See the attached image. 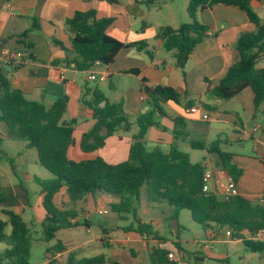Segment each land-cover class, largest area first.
Segmentation results:
<instances>
[{"label": "trees", "instance_id": "16d2710c", "mask_svg": "<svg viewBox=\"0 0 264 264\" xmlns=\"http://www.w3.org/2000/svg\"><path fill=\"white\" fill-rule=\"evenodd\" d=\"M88 1V0H87ZM116 3L117 0H101ZM173 1V0H167ZM260 0H188L187 13L190 21L178 28L165 26L159 29L156 39L162 41L163 48L170 52L175 66L185 75L189 56L195 46L208 35L210 28L197 20L200 11L213 9L216 6H235L246 12L255 31L240 35L236 49L239 60L231 65L220 83L210 89V94L217 98L229 100L246 87L254 93L255 114L264 106V69L257 68V63L264 58V23L252 5ZM147 8L159 6V0H139ZM114 18H97L96 11L76 12L67 20L71 34L70 43L78 58L75 61L77 70L87 72L95 64L108 66L115 61L120 50L135 48L146 52L153 58L146 40L128 44L109 36L107 29ZM40 30V20L32 18L31 26L17 37V42L28 48L32 43L26 38L34 31ZM62 45L61 42L55 41ZM32 58V55L30 56ZM8 65H0V125L5 136L24 140L29 148L37 151L38 162L52 174L48 180H37L41 188V206L45 212L41 220L43 240L50 243L61 230L78 227L79 211L76 204L87 195L96 193L119 197L120 201L109 205L112 212L123 217L133 216V223L125 227L126 232H135L145 240H156L157 246L149 248V264H175L168 259L169 249L163 247L164 238L150 223H144L138 216V206L143 194L150 202L165 203L173 209L172 219H178L182 210H189L194 222L209 231L212 224L227 226L233 239H240L252 252H263L264 246L249 240L247 236L255 235L264 227V200L253 202L240 195L224 199L213 192L203 191L205 167L202 163H192L188 153L181 151L172 143L169 151L163 152L159 147L148 150L145 137L149 128L160 127L157 115L165 116L163 104L174 102L184 108H191L194 101L184 102L183 95L169 86H149L143 79L142 93L149 111L137 120L138 132L132 137L128 159L118 164H109L103 158L75 162L68 157V149L73 144V134L78 121L65 120L67 101L59 99L50 106L41 101L29 100L25 93L13 86L5 71ZM139 74V70H131ZM185 95L188 96L187 93ZM95 120L94 126L82 135L80 147L85 153L102 149L106 139L118 131H129L132 122L125 114L123 103L110 104L104 93L95 86L87 90L82 98ZM105 102L102 107L101 103ZM205 108L209 105L203 104ZM174 139H186V121L174 119ZM221 140L211 144L192 142L194 149L206 150L217 154L222 168L237 183L242 170L232 162V154L220 149ZM66 189L68 203L61 206L55 203V196ZM13 200L0 185V206ZM67 205H72L68 208ZM8 220L0 218V243L7 248L0 252V264H30L32 241L30 228L23 216L11 208L2 209ZM75 220V222H72ZM88 226L87 221L83 223ZM10 225L11 231L6 233ZM247 231L245 235L244 232ZM179 247V243H174ZM67 250V246L58 241L46 248V255H51L48 264H58L56 256ZM66 264H123L107 258L105 254L93 257H79L71 251Z\"/></svg>", "mask_w": 264, "mask_h": 264}, {"label": "crops", "instance_id": "0c3cea01", "mask_svg": "<svg viewBox=\"0 0 264 264\" xmlns=\"http://www.w3.org/2000/svg\"><path fill=\"white\" fill-rule=\"evenodd\" d=\"M161 2L162 0H159V6L147 8L140 4L139 0H117L112 4L101 0H0V49L16 51L18 55L17 62L6 66L5 71L13 86L23 91L29 100L41 101L46 106L52 105L59 99L67 101L63 118L78 121L73 134V144L68 149V157L75 162L97 157L103 158L109 164L126 161L132 137L139 130L137 120L150 109L145 103L146 96L142 93L143 79L149 86L162 85L175 88L183 95L184 102L194 101L191 108H196L197 111L187 113L189 108L174 102L164 103L162 106L166 115H157L156 120L160 127L149 128L145 137L147 149L159 147L167 153L171 144L176 143L181 151L189 154L192 163L204 165L205 172L211 174L209 191L222 196L230 176L222 168L220 158L217 154L194 149L191 146L192 142L208 145L221 140L220 149L231 153L232 162L242 170V175L236 183L239 195L253 202H262L264 200V106L258 112V116L253 118L254 93L250 87H246L229 100L210 94V89L217 86L228 68L239 60L236 43L240 35L255 31V26L250 22L246 12L235 6L219 5L198 12L197 20L207 25L213 35H207L195 46L183 75L175 66L172 54L164 50L162 41L155 37L162 27L171 26L176 29L190 21L187 13L188 0H182V7L177 9L166 3L162 7ZM252 7L264 23L262 17L264 0L254 2ZM91 10L96 11L97 18H114V22L107 29L109 36L125 44L146 40L147 49L153 52V58L144 51L124 48L108 66L97 63L90 71L77 70L75 61L78 55L70 43L71 34L67 20L76 12ZM33 17L40 20V30L28 35L26 41L33 44L28 48L19 44L17 37L31 26ZM55 41L61 42L62 45ZM19 47H24L25 51L19 50ZM257 68L264 69V58L257 63ZM135 69L140 73L131 72ZM89 74H95L98 78L103 76L104 80L89 81L87 78ZM95 86L104 93L110 104L123 103L124 112L133 125L129 131L120 130L109 136L102 149L85 153L80 147L81 138L94 126L95 120L91 110L82 102V98L88 89ZM203 104L209 105L210 108H205ZM178 117L186 121V130L189 134L186 139H174V119ZM250 147L253 154L246 152ZM198 152L205 154L202 156L203 161L193 158ZM64 195L67 196L65 188L55 196L57 205V199ZM143 195L146 207L152 210L150 213L153 217L165 215V212L172 213L173 209L167 204L150 202L146 195ZM98 198L103 202L101 197ZM98 198L87 195L84 199L95 204ZM104 199L107 207L111 203L120 201L119 197L105 196ZM114 199L117 201L114 202ZM68 202L69 198L62 203ZM155 210H160V214ZM96 211L100 215L107 212L101 208ZM112 213L116 215V223L107 227L100 226V234L95 240L103 242L106 237L113 236L112 239H108L109 247L114 245V241L120 242L127 252L126 257L131 259L138 258L141 248L143 251L146 250L149 259V248L157 246L158 242L152 239L147 241L135 232H127L121 236L114 235L115 232L117 233L115 229L122 231L121 229L130 226L133 222L127 220L128 223L123 225L121 220H126L127 217L121 218L118 214ZM143 213L144 211L139 213L142 222L150 223L160 233L158 228L160 223L152 218L145 220ZM44 214L43 210V217ZM165 219H172V215L165 216L161 219V223H164ZM77 221L79 222L78 218ZM84 221L88 223L86 231L90 232V220L85 217ZM213 229L214 224L208 232ZM208 240L213 242L214 235L210 233ZM92 241L94 239L75 242L74 250ZM178 243L180 246L176 247L177 250L170 251L177 252L187 264H189L187 258L191 257V254L196 261L202 262L205 257L213 256L211 252H217V249H210L207 243L206 256L201 251L191 253L184 249L180 242ZM105 255L107 258L121 262L120 258L112 254Z\"/></svg>", "mask_w": 264, "mask_h": 264}, {"label": "rangeland", "instance_id": "374dc122", "mask_svg": "<svg viewBox=\"0 0 264 264\" xmlns=\"http://www.w3.org/2000/svg\"><path fill=\"white\" fill-rule=\"evenodd\" d=\"M182 0L167 1L162 0L161 6L166 3L171 5L173 9L182 7ZM165 7V6H164ZM257 7V6H255ZM166 9V8H165ZM181 17V16H178ZM264 21V13L262 15ZM19 50L25 51L24 47H19ZM84 75V74H83ZM96 85L97 83H90ZM5 131L0 125V185L1 187L12 194L13 200L0 206V218L8 220V217L2 213V209L11 208L15 212L20 213L23 219L28 223L30 228V237L32 241L30 264H48L50 259H53L51 255H46V248L54 245L58 241H62L66 244L67 250L56 256L58 264H66L68 254L71 251L78 253V256L93 257L100 254H109L120 258L123 264H149V259L146 254V250L139 249L138 258L131 259L126 257V253L120 242L114 241V245L109 247L108 239L106 237L103 242L95 240L97 235L100 234V226L107 227L110 224L116 223V215H114L107 205L105 204L104 197H116L108 194L96 193L94 198L101 197L95 203H91L86 199L78 202L76 208L79 211L80 226L61 230L57 233V236L50 243H46L43 240V231L41 227V220L43 218V210L40 205L41 188L37 184V180H48L53 176L42 167L38 162L37 151L35 148H29L28 143L24 140L12 139L5 136ZM249 143V142H248ZM246 149V152L253 154L252 148ZM148 150H152L148 147ZM205 154L198 152L193 155V158L203 161ZM68 195H64L57 199L58 205H62L63 200L66 201ZM117 201L114 199V202ZM138 206V214L142 211L145 220L153 219L157 220L160 224L158 227L161 236L164 238L163 247L169 250H177L174 246V242L181 243L184 249L189 252L201 251L203 255H207L205 245L208 243L210 249H217V252H211L212 257H205L202 262L196 261L191 254V257L187 258L189 264H264V251L252 252L241 241L232 239L230 236V230L227 226H218L214 224V229L210 232L214 235V241L209 242V232L204 231L201 225L193 221L189 210H182L178 220L168 219L164 223H161V219L165 216L173 215L172 213L165 212V215L160 214V210H155L160 214L159 217H153L151 211L146 207V201L144 195L141 197ZM68 208L72 205H67ZM105 207V208H102ZM104 209L107 211L105 214L100 215L96 209ZM140 209V210H139ZM138 215L142 220V216ZM87 217L91 222V231L87 232L84 223V218ZM126 220H121V224L126 225L128 221L133 222L132 215H125ZM129 218V219H128ZM128 220V221H127ZM125 229V228H124ZM122 231L115 232L114 235H124L127 232ZM11 231L10 225L6 228V233ZM110 232L112 230H109ZM113 233V232H112ZM109 234V232H108ZM246 234V231L244 232ZM105 236V234H104ZM248 237V236H247ZM94 239L91 243L82 245L80 248L74 250L75 242L78 243L84 240ZM7 248L5 243H0V252ZM145 252V253H144ZM119 253V255H117ZM177 253V252H176ZM187 256V255H186Z\"/></svg>", "mask_w": 264, "mask_h": 264}, {"label": "built area", "instance_id": "2783aa9c", "mask_svg": "<svg viewBox=\"0 0 264 264\" xmlns=\"http://www.w3.org/2000/svg\"><path fill=\"white\" fill-rule=\"evenodd\" d=\"M208 35H213V34L211 32H208ZM17 59H18V55L16 51L0 49V65L2 64L13 65L17 62ZM87 78L89 81L104 80L103 76L98 78L95 74H89ZM196 111H197L196 108H189L187 109L186 112L195 113ZM210 179H211V174L208 172H205L204 178H203V182H204L203 191L204 192H208L210 190L209 189ZM237 195H239L237 184L231 177H229L224 187L222 196L224 199H229ZM72 222H75V220H72ZM248 238L249 240H252L264 246V227L261 228L255 235L248 236ZM168 259L175 264H187V262L184 259H182V257L179 256L176 252H170L168 254Z\"/></svg>", "mask_w": 264, "mask_h": 264}, {"label": "water", "instance_id": "95a60500", "mask_svg": "<svg viewBox=\"0 0 264 264\" xmlns=\"http://www.w3.org/2000/svg\"><path fill=\"white\" fill-rule=\"evenodd\" d=\"M104 105H105V102H102V103H101V106L103 107Z\"/></svg>", "mask_w": 264, "mask_h": 264}]
</instances>
